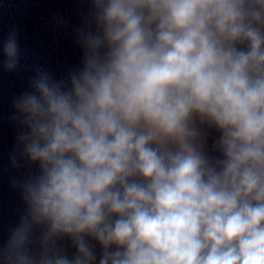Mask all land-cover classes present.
<instances>
[{"label":"clouds","instance_id":"1","mask_svg":"<svg viewBox=\"0 0 264 264\" xmlns=\"http://www.w3.org/2000/svg\"><path fill=\"white\" fill-rule=\"evenodd\" d=\"M87 3L79 65L13 100L0 264H264V0Z\"/></svg>","mask_w":264,"mask_h":264}]
</instances>
